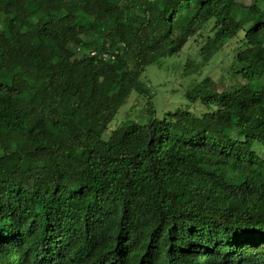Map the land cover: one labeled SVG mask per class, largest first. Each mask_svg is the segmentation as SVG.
Instances as JSON below:
<instances>
[{"label":"trees","instance_id":"trees-1","mask_svg":"<svg viewBox=\"0 0 264 264\" xmlns=\"http://www.w3.org/2000/svg\"><path fill=\"white\" fill-rule=\"evenodd\" d=\"M0 20V264H264V0H0ZM206 29L201 64L236 39L246 82L205 76L204 112L158 117L144 73ZM133 91L147 121L105 138Z\"/></svg>","mask_w":264,"mask_h":264},{"label":"rangeland","instance_id":"rangeland-1","mask_svg":"<svg viewBox=\"0 0 264 264\" xmlns=\"http://www.w3.org/2000/svg\"><path fill=\"white\" fill-rule=\"evenodd\" d=\"M1 25L0 20V27ZM207 33L208 29L192 37L179 54L161 59L150 65L144 73L143 80L149 86V93L152 96L158 117L166 112L174 111L178 107H187L196 114L204 112L206 108L198 100H189L185 96V92L187 88L205 76L212 77L219 84L221 90L237 82H246L241 76H237L231 67L234 63L233 49L236 46V39L228 42L208 63L201 64L200 48L206 42ZM81 52L83 51L80 50L78 55L82 54ZM187 64H192L193 69L186 70ZM197 66H199L198 69ZM148 107L147 97L133 91L120 107L113 121L105 128L104 137L108 138L114 129L124 126L127 122L145 123L148 119ZM3 148L8 151L11 146L6 145ZM256 149L262 154V150L257 147Z\"/></svg>","mask_w":264,"mask_h":264},{"label":"built area","instance_id":"built-area-1","mask_svg":"<svg viewBox=\"0 0 264 264\" xmlns=\"http://www.w3.org/2000/svg\"><path fill=\"white\" fill-rule=\"evenodd\" d=\"M91 54H95V51H92ZM103 56H104V57H108L109 54H108L107 52H104V53H103Z\"/></svg>","mask_w":264,"mask_h":264}]
</instances>
